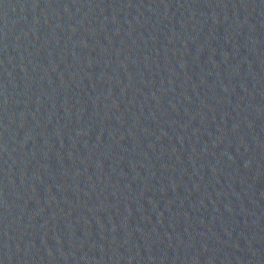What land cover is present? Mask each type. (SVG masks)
Instances as JSON below:
<instances>
[{
	"label": "water",
	"instance_id": "95a60500",
	"mask_svg": "<svg viewBox=\"0 0 264 264\" xmlns=\"http://www.w3.org/2000/svg\"><path fill=\"white\" fill-rule=\"evenodd\" d=\"M0 264H264V0H0Z\"/></svg>",
	"mask_w": 264,
	"mask_h": 264
}]
</instances>
